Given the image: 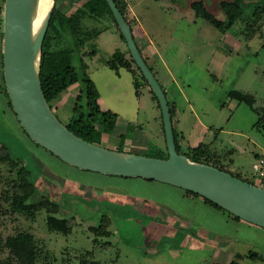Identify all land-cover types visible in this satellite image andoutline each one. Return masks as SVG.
I'll list each match as a JSON object with an SVG mask.
<instances>
[{
  "label": "rangeland",
  "instance_id": "obj_1",
  "mask_svg": "<svg viewBox=\"0 0 264 264\" xmlns=\"http://www.w3.org/2000/svg\"><path fill=\"white\" fill-rule=\"evenodd\" d=\"M85 1L54 0V6L71 14ZM134 1H140L136 7L140 8L144 29L149 36L156 33L166 63L180 76L183 89L178 107L184 116L187 145L212 141L230 171L239 170L244 178L259 184L253 164L264 153V19L251 38L247 25L256 5H264V0H243L241 17L222 30L225 34L215 32L218 27H210L201 14L196 15L194 23L179 17V10L170 6V0ZM120 2L127 8L126 0ZM207 2L209 11L227 20L221 0ZM4 7L5 0H0L1 264H21L7 241L23 232L33 235L31 249L35 253V258L30 253L26 264H264V227L249 221L253 227L238 226L201 211L199 222L214 231H209L210 237L222 241L220 245L217 240L207 243L209 235L204 230L179 228L177 224L186 222L178 221L157 202L178 208L183 204L179 191L171 186L79 169L34 143L18 120L4 85ZM99 28L104 29L99 36L91 34ZM111 29L119 32L111 14L99 19L85 16L78 38L82 41L80 54L90 52L81 56L101 92V107L120 117L117 135L109 134L112 137L106 146L117 149L120 135H131L135 128L149 136L146 154L160 155L161 149L168 152L162 110L154 104L147 88L137 90L128 68L115 70L108 64L123 45ZM73 39L69 31L61 36L52 32L50 46L69 47ZM207 39L212 43L209 47ZM210 47L217 49L213 59L209 57L214 53ZM234 89L252 93L255 101H239L230 94ZM80 92L81 86L76 83L52 102V111L65 125L77 116L74 108ZM203 124L208 125L207 129ZM5 142L12 153L4 148ZM28 190L31 196L25 211L12 212L15 193ZM201 207L194 204L190 208L198 212ZM51 215L71 223V232L54 229L48 220Z\"/></svg>",
  "mask_w": 264,
  "mask_h": 264
},
{
  "label": "water",
  "instance_id": "obj_2",
  "mask_svg": "<svg viewBox=\"0 0 264 264\" xmlns=\"http://www.w3.org/2000/svg\"><path fill=\"white\" fill-rule=\"evenodd\" d=\"M135 63L158 98L168 157L113 150L70 130L44 95L40 64L54 3L36 39L31 32V0H5L3 68L7 92L18 120L38 144L78 168L171 184L210 199L235 216L264 227V188L217 166L180 153L166 92L145 60L116 0H107Z\"/></svg>",
  "mask_w": 264,
  "mask_h": 264
},
{
  "label": "trees",
  "instance_id": "obj_3",
  "mask_svg": "<svg viewBox=\"0 0 264 264\" xmlns=\"http://www.w3.org/2000/svg\"><path fill=\"white\" fill-rule=\"evenodd\" d=\"M119 8L126 16L127 8L126 5H122L120 0H116ZM196 14L204 16L213 25L224 30V28L234 23L238 18L241 17L243 9V0H221V9L224 11L227 20L220 19L214 13L207 9L204 0H195L192 3ZM262 6V7H261ZM107 13L114 17V14L107 2V0H87L81 6L77 8L76 11L71 14H67L54 6L52 16L49 23V28L46 33V37L43 43L42 53H41V64H40V78L42 89L48 104L52 108V102L59 99L60 96L71 86L78 83L81 86V92L78 95V101L74 108V113L76 117H72L70 121L66 124L67 127L75 132L82 138L97 144H101L103 133H112L115 130L118 113L110 109L104 110L100 103V91L95 83V81L90 77L87 71V64L81 55H85L90 52H84L80 54V45L82 41L79 42L78 38L80 35V23L81 20L88 16L93 19H99L104 17ZM264 19V5H256L255 11L253 13V18L251 23L247 25L248 34L252 36L256 33L260 25V21ZM114 22L116 24L117 30L120 36L125 40L117 22L114 17ZM104 29L99 28L91 32V34L99 35ZM67 31L71 32L74 39L72 41V46L53 49L51 48L52 32L58 33L59 36L64 35ZM81 43V44H80ZM77 52V53H76ZM94 52V50L92 51ZM80 56V57H78ZM108 64L111 68L118 70L120 67L128 68L133 74H135L138 69L142 75V78L146 80L145 76L142 74L140 68L136 65L135 60L130 55L127 58L123 51L115 52L112 57L108 60ZM135 84L138 85L137 79H135ZM6 87V83H4ZM154 98L158 101L157 96L152 90ZM232 97H236L239 101H245L252 104L255 101V96L252 93L232 90L230 92ZM85 98L86 106L81 103V99ZM82 99V100H83ZM11 104V102H10ZM159 104V101H158ZM160 106V104H159ZM171 113L174 114V110L171 107ZM97 125H101V129ZM175 138L177 143V149L180 153L186 154L191 160L197 162H204L214 166H217L223 170L232 173L244 180L251 182L248 178H244L241 173H234L230 171L223 162V157L217 151L212 149L209 144L201 142L195 147H189L187 150L183 149L180 141L181 137L174 128ZM32 140V138H31ZM124 135L121 136V144L118 147L119 151H123L124 146ZM38 146V144L35 140ZM43 147V146H41ZM4 148H7L10 152V146L5 142ZM44 148V147H43ZM49 153L53 154L46 148H44ZM160 155H152L155 157L166 158L168 157V152L161 149L159 150ZM12 153V152H11ZM54 155V154H53ZM148 155V154H147ZM56 156V155H54ZM151 156V155H150ZM58 159L63 161L60 157L56 156ZM66 164H69L63 161ZM72 166L71 164H69ZM76 167V166H74ZM78 168V167H77ZM81 169V168H79ZM253 183V182H252ZM33 186V184L30 182ZM255 184V183H254ZM187 192L199 196V194L188 191ZM31 196V191H26L25 193H15L14 200L12 201V212H23L26 208V202ZM205 200L219 209H223L220 205L211 201L210 199L204 197ZM236 219H240L239 216H233ZM50 225L59 232L64 234H69L71 232L72 224L65 219L57 218L56 216H49ZM33 243V235L30 233H20L15 236L9 237L7 244L11 251L22 260L21 264H26L31 256L35 258V253L31 249ZM1 264V260H0Z\"/></svg>",
  "mask_w": 264,
  "mask_h": 264
},
{
  "label": "crops",
  "instance_id": "obj_4",
  "mask_svg": "<svg viewBox=\"0 0 264 264\" xmlns=\"http://www.w3.org/2000/svg\"><path fill=\"white\" fill-rule=\"evenodd\" d=\"M126 1H127V12H126L127 21L129 22V24L132 28L134 38L138 44V47L140 48V50L143 54L145 60L147 61V63L151 67V69L153 70L154 74L156 75L157 79L159 80V82L161 83V85L163 86V88L166 92L170 108L172 107L174 110V114H172L173 125L181 137L180 143H181L183 149H188L189 147H195V146L199 145L201 142L200 143L198 142L199 144L198 143H192V145H187L186 135L184 133L185 132V125H184V121H183L184 116L182 114V111L178 107L179 92L181 93V91L183 89V86H181V82L179 79L180 76L178 74H175L173 68L168 66V64L166 63L165 55H163L161 53V47H160V45H158L159 43H158L157 39H155V37H154V35L156 33L151 32L150 35H152V36H149V34L144 29L145 25H144V23H142V17H141L142 14H141V12L139 13L140 8L136 7V5L140 4V1L138 3H135L134 0H126ZM154 1H162V0H154ZM194 1L195 0H182V1L170 0L169 4H170V6H173L179 10L176 15H179V17H184L190 23H192V22L194 23L197 21L196 20L197 14H196V11L192 5V3ZM204 1L208 4L207 0H204ZM220 7H221V5H220ZM221 11H223V10L221 9ZM219 15H220V13L218 15L216 14L217 17ZM224 17H225V14H224ZM220 19H222V18H220ZM207 22L209 23L210 27L211 26L214 27V25L208 19H207ZM111 30H113V29H111ZM214 31L215 32L221 31L223 34H225L222 30H219L218 28H217V30H214ZM114 32H115L116 39L121 41V43H123L120 50L125 53L127 58H130V51L127 48V44H125V43H127V42H125L126 40H124L120 36L119 32H116V31H114ZM243 33H244V31H243ZM157 36L159 38H162L161 35L159 36L157 34ZM252 36L249 35L248 37L251 38ZM230 37H231V39H234L232 36H230ZM207 41H208L207 47H209L211 41H209L208 39H207ZM193 43H194V41H193ZM196 43L197 42H195V44L193 46H196ZM211 45H212V43H211ZM211 50H214V53H210L209 57H212V56L214 57L216 55L217 49L210 47V51ZM126 51H128V52H126ZM213 57H212V59H213ZM208 64H212V61H209ZM133 75H134V84H135V79H137V81H138V85L135 84L137 90L140 87L147 88L149 95H150L151 99L153 100L154 104H156L161 109V107L158 104V101L154 98L152 88L141 77L142 75H141L140 71L137 69L135 74H133ZM100 98H101V92H100L99 101H100ZM119 120H120V117L118 115V119H117V123H116V127H115L114 132H112V133H105L104 132L103 133L102 140H101L102 146L107 147L106 144L111 141L110 137H112V136H109V134L110 135H117V132H118L117 129L119 128V125H120ZM202 126L204 127V129H207V127H208V125H205V124H203ZM101 128H99V129H101ZM208 130L211 131V127L208 128ZM132 131L133 132L131 135H127L128 133H124V132L120 135V136L124 135V137H125L123 151L124 152H134V153L146 154L145 153L146 147L151 142L149 140V136L145 135V133L142 130L140 131V129H135V128L133 129L132 128ZM197 138H200V137H197ZM120 139H121V137H120ZM204 143L209 144L212 149H214L215 151H217L219 153L218 149L212 147L213 146L212 141L204 142ZM120 144H121V142L119 143V146H120ZM113 150H119V149L117 147V149L113 148ZM224 164L226 166H228V163L224 162ZM237 172L240 173L239 170H237ZM65 176H66V174H65ZM137 179H145L144 181H146L148 183H160V184L166 185L168 187L171 186L173 189L179 191V198H180V200L183 201V204L180 205L179 208L178 207H169L170 205H168L165 201H161V202L157 201V202L163 206V209H167L169 213H172L178 219V221L183 220L184 222H186V223H182V224H177V226L179 228H187V229L190 228V229H195L196 231L200 230V229L204 230L209 235L207 243H209V242L211 243V242H214L217 240V241H219V245H220L222 241H221V239L218 240V238H215L214 235H212V237H210V235L214 231H212L211 229H209V230L205 229V226L199 222L198 214L202 213L201 211H207L209 213H213V215L220 216L227 221L234 222L238 226L248 225V226L253 227L246 220H244L242 218L236 219L227 210L219 209V208L215 207L211 203L207 202L205 200V198L201 195L196 196L194 194L187 192V190H185L184 188L174 186L171 184H167V183H163V182H159L156 180H151V179H146V178H141V177H139ZM100 186H106V184H101ZM144 202L148 205L153 204V203H151L153 201L150 202L148 200H144ZM194 204H199L200 206H202L201 210H197L198 212L191 211L190 207H191V205H194ZM206 228H208V227H206ZM209 231L211 232V234ZM186 238H187V236H186ZM192 239L194 240V242L196 241L195 237H192ZM216 246H218V245H216Z\"/></svg>",
  "mask_w": 264,
  "mask_h": 264
},
{
  "label": "bare ground",
  "instance_id": "obj_5",
  "mask_svg": "<svg viewBox=\"0 0 264 264\" xmlns=\"http://www.w3.org/2000/svg\"><path fill=\"white\" fill-rule=\"evenodd\" d=\"M54 0H31V32L36 39L47 16L52 8Z\"/></svg>",
  "mask_w": 264,
  "mask_h": 264
},
{
  "label": "built area",
  "instance_id": "obj_6",
  "mask_svg": "<svg viewBox=\"0 0 264 264\" xmlns=\"http://www.w3.org/2000/svg\"><path fill=\"white\" fill-rule=\"evenodd\" d=\"M253 169L254 173L260 178V183L257 185L264 188V153L257 156L253 164Z\"/></svg>",
  "mask_w": 264,
  "mask_h": 264
}]
</instances>
